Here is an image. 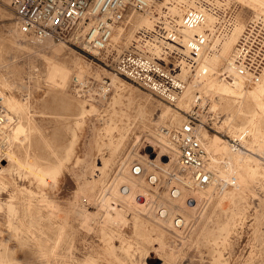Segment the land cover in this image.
Segmentation results:
<instances>
[{
    "label": "rangeland",
    "instance_id": "374dc122",
    "mask_svg": "<svg viewBox=\"0 0 264 264\" xmlns=\"http://www.w3.org/2000/svg\"><path fill=\"white\" fill-rule=\"evenodd\" d=\"M228 1L232 7H238L239 21L242 19L244 24L250 17L260 15L237 0ZM5 5L13 16L9 21H0V75L10 77L11 82L10 89L1 83L0 86H4L2 89L5 94L23 107L20 114L6 107L16 121L17 118H22L26 123L27 116L33 118V126L36 129L32 131L30 139L24 144L15 143L13 151L24 163L28 159L34 162L37 172L30 173L28 169L13 164L7 174L10 175L6 180L7 184L0 181V264H264V177L257 176L253 179L242 194L243 197L237 196L230 202V199H225L224 203L218 204L219 198L216 196L205 209L203 205L197 215L199 219L210 217V220L199 243L195 244H191L187 239L193 232V224L189 223L190 226L183 234H177L156 220L154 216L157 209H153L152 204L147 206L150 212L129 210L128 203L120 199L118 191V194L112 193L116 192L121 184L117 185L116 182L118 187L115 189V179L121 176L124 161L129 170L134 161H139L133 156L129 158V153L133 152L134 155L135 152V135H143L138 146V149H142V154L148 155L151 160L157 158L158 150L152 151L150 145H154L147 139L156 140V129L159 125H154L149 132L145 131L142 121L132 114L131 130L127 133L128 136L126 135L122 151L105 171H98L97 168L109 158L106 145L118 135L116 128L125 127L129 122L125 105L132 98V92L128 85L151 94L122 77L124 83H127L114 87L105 72L111 70L72 44H66L73 51L68 56L69 59H80L81 63L83 61L88 66L89 71L81 75L72 73L66 89L50 86L46 76L44 78L47 73L44 59L17 51L5 39V28L15 22L10 4L0 0V6L6 8ZM235 42L236 39L230 38L226 50L232 46L234 48ZM59 59H62V56ZM219 69V72H222L225 68ZM80 76L81 83L76 84V78ZM88 88H92L94 96L76 90L85 91L89 90ZM199 95L203 104L199 109L198 118L201 122L198 124L231 145L241 147L240 140L233 137L228 127L223 126V121L229 113L237 125L245 122L243 116H236L237 106L234 104V98L204 87L197 91V96ZM140 99L134 98L131 112L135 111L138 104H145ZM115 100H120L117 105H114ZM159 100L154 97L147 103L148 112L154 120L159 114L156 108ZM214 104H217V107ZM172 107L185 119L192 109L191 107L184 111ZM84 109L87 113H83ZM261 160L264 161L263 158ZM1 163L7 164L4 160H1ZM51 172L58 176V186L48 192L41 186L40 177L44 174L43 179L46 182L52 179ZM110 186L114 187L113 190L107 191ZM153 194L155 195V192ZM110 200L116 201L117 204H111L110 208L107 204ZM108 208L116 213L119 210L125 213L126 220L121 224L105 221L104 233L94 218L92 222L87 220L86 213L96 217V213L103 214ZM83 209L86 210L85 213ZM134 212L149 222L144 226L136 224ZM151 224L159 225L166 233L153 231ZM60 228H63L64 241L62 238L63 243L56 248V257L52 248Z\"/></svg>",
    "mask_w": 264,
    "mask_h": 264
},
{
    "label": "built area",
    "instance_id": "2783aa9c",
    "mask_svg": "<svg viewBox=\"0 0 264 264\" xmlns=\"http://www.w3.org/2000/svg\"><path fill=\"white\" fill-rule=\"evenodd\" d=\"M11 8L23 34L75 45L171 106L187 88L184 72L188 79L198 80L208 74L207 69L201 73L204 57L232 32L239 11L226 0H13ZM139 16H149L150 24L137 27ZM210 17L214 21L208 28ZM200 29L203 31L196 32ZM130 31L134 32L129 39ZM231 66L235 75L223 70L219 75L223 82L237 78L247 86L259 83L264 72V15H254L246 22L235 43ZM88 89L77 90L94 96L92 88ZM4 95L0 86V143L2 132L12 126ZM202 100L200 95L195 98L182 125L159 128L169 148L161 158L166 161L176 156L177 172L188 174L190 183L199 189L211 185L215 178L200 135L202 125L198 124ZM138 162H133L131 172L144 174L148 184L157 189L154 199L143 195L138 199L145 198L142 204L154 202L158 215L167 217V208L160 207L159 198L167 186L171 187L169 197H178L177 181L169 183L175 172H163L156 165L154 171L144 170ZM186 201L197 204L194 198ZM179 221L172 217V225Z\"/></svg>",
    "mask_w": 264,
    "mask_h": 264
},
{
    "label": "bare ground",
    "instance_id": "6f19581e",
    "mask_svg": "<svg viewBox=\"0 0 264 264\" xmlns=\"http://www.w3.org/2000/svg\"><path fill=\"white\" fill-rule=\"evenodd\" d=\"M226 1L229 2L228 0H226ZM237 1H239L241 4H243L245 6H248L251 10H254L255 12H259L260 15L261 14L264 15V0H237ZM4 2H6V4H10V7H11L13 0H4ZM5 6H6V8L0 6V21L1 20L9 21L12 19V16H13L12 13L10 11H8L7 5H5ZM11 10L14 14V11L12 8H11ZM175 10H177V9L175 8ZM238 15H239V11L237 13L235 27L233 28L232 32L228 36H226L223 41L219 42L220 43L219 47L210 49L209 54H207L208 56L204 57V60L202 62L201 73L203 72V69H207L208 74L205 76H202L198 80V78L194 79L195 77L188 79L187 72H184L183 77L186 78L188 81L187 88L183 92V94L180 96V98L177 100V102L175 103V107L178 108L179 110H184V111L189 110L193 106L195 98L197 97V91L201 90L204 87L207 89L215 90V91H217V93H220L223 96H228V97L234 98V104L237 106L236 116L241 115V116H243V118H245V122L242 125H237L234 122V118H231L230 113H229V116L226 117L225 120L223 121V126L225 125V127H228V129H229L230 133L233 135V137L236 138L237 140H240L241 144L240 143L239 144L241 145V147H235L236 145L235 146L231 145L229 142L224 141L219 136L211 134L203 126L200 127V129H201L200 135H201L202 143H203V146H204L206 152L208 153L209 166L215 174V178H214L213 183L211 185H209L208 187H205L203 189L195 188L190 183V176L188 174H184V173L180 174L179 172H177L178 168H177L176 162H175L176 156L174 157V155H172L170 159H166L167 162L164 161V159L160 158L162 155H164L166 152L169 151V148H168V140L163 135L160 134L159 128L160 127H170V126H180L184 123L185 117H183V115L181 113H179V111L177 109L175 110V108H173L171 105L169 106L168 104L162 103L159 100V101H157L158 105L156 107L158 112H159L158 117L155 120L152 119L151 117H153V116H151V113L148 112L147 103L151 102L154 99V96L151 94L153 96L152 97L151 95L146 94L143 91H141V89H139L138 87H135L132 85H128V87L131 90L130 92H132V94H131L132 98H130L129 103L125 105L126 110H127V112H125V114L127 115L129 122L127 123V125L125 127H122V128L117 127L116 128V130L118 131V135L115 136L114 138H112V140L110 142L108 141V145H106V150L109 153V158L106 160L103 159V160H105L103 163L100 160L102 165H101V167L97 168V169H99L98 171H100V170L102 172L105 171L113 163V161L115 160L116 156L120 153V151H122V147L124 145L126 137L128 136L127 133L130 132V130H131L130 120L132 119V114H135L136 119H139L142 121V123L144 124L145 131L149 132L152 130V127L154 125H157V126L159 125L156 129V135H155L156 140L147 139V140L151 141L154 145V146L150 145V148L152 149V151L158 150L159 155L157 156V158L155 160H151V159H149L148 155L142 154V149H138V146L140 145V138L143 137V135L141 137L137 136V135L134 136L133 143L135 144L134 147L136 146L137 149L135 148L134 155H133V152L129 153L130 154L129 158L131 156H133L134 158L135 157L138 158L139 159L138 163L142 166V168L144 170L154 171L155 170L154 166L156 165L159 168H161L163 170V172H169V171L175 172V174H174L175 179H174V177L171 176L169 183L171 184V183L177 181V185H175V186H177L179 188V195L177 198L171 199L169 197V194H168L169 191L171 190V187L167 186V188H166L167 191L162 193L161 197L159 198L160 199L159 205L161 208H162V206L166 207L169 215H167V217H165V218L160 217L158 215L159 214V209H158V212H157V214H155L154 217L163 226L169 227L170 229L173 230L174 233H177V234H183V232L190 226L189 223L193 224V232H192L190 238H187L191 244L199 243L201 236L205 233V231L207 230V227H208L210 217H206L205 219H203V218L199 219V217L197 215L198 212L200 210H202L200 208L203 207V205H204L203 209H205L208 206L209 202H212V200L216 196H218V198H219L218 204L225 201V199H230L229 200V202H230V201H232L231 199H234L237 196H239V198H240V195H241V197H243L242 194H244L245 190L249 187V184L251 181H253V179H255L257 176L264 177V161L261 160V158L264 159V129H263L264 128V101H263V98H264V72L261 76L259 83L255 84V85H250V86L245 85L244 82H242V79L236 78V80L234 82H230V83L223 82L221 79H219V75H220L219 67L225 68L223 70H227L228 72H231L235 75L234 70L232 69V66H231L234 48H232L233 47L232 46V47H229L228 50H226V46H227V42L230 41V38L237 40L238 37L240 36L242 30L245 27L243 20L241 19V21H239ZM14 20H15V14H14ZM150 21H151V19L149 16H139V17H137V20H136L137 27L147 26L150 24ZM213 21H214V19L212 17H210L208 24H207L208 28H209L210 24L213 23ZM5 29L7 30L6 35L4 34L6 36L5 39L7 40L8 43L11 44L12 48H15L17 51H22L24 53L26 52V53L37 55V56L44 59V62H46V65H47L46 66L47 67V73H46V75H44V78L46 76V80L50 84V86L55 87V88H60V89H66L68 87V84H70L69 80L71 79L72 73H79L81 75V73H85L86 71H89L88 66H86L83 63V61L81 63L80 59H79V61L75 60L74 58L69 59L68 56L71 55L73 53V51L68 47V45H66V43L59 42L58 44H56L55 42H57V41H54L53 39L40 40L38 38L28 37L27 35L23 34V32L21 31L16 20L14 23L9 25ZM202 31L203 30L200 29V30H197L196 32H202ZM133 32L134 31L129 32V35H128L129 39L133 36ZM230 43H232V40ZM235 43L233 44L234 46H235ZM60 53H62L63 55L62 54L60 55ZM60 56H62V59H59ZM105 72H107V76L112 81L111 84L114 87H118L119 85H123V84L127 83V82L124 83L121 76H119L115 72L106 71V70H105ZM213 76H216V77H213ZM9 78L10 77L0 75L1 85L3 84L6 88H9L10 82H11V81H9ZM80 78H81V76L78 79H80ZM208 79H209V81L206 83V81ZM204 84H205V86H204ZM4 86H2V87H4ZM77 92H78V90H77ZM102 94H104V93H102ZM135 97L141 98L144 101L142 103H145V104H138L135 107V111L131 112L130 111L132 109L131 105L134 104L133 100ZM119 101L120 100H115L114 105H117V103ZM3 103H4L5 107L8 106L7 108L10 111H15V112L17 111V113L21 112V110L23 108L19 102H17L13 98H10L6 94L4 95ZM154 103H156V102H154ZM250 104H252L253 106ZM214 106L217 107V104H214ZM24 111H25V109H24ZM83 113H87V111L84 109ZM28 115H30V114H28ZM10 119H11L10 121H12V126L9 128L8 132H2V134H1V139H2V142L0 143V181L1 182H3V181L6 182V180H8V177L10 175L8 176L7 174H8V172L11 171L13 164H14V166H17L19 168L28 169V171L30 173H34L35 171L37 172L36 167L33 165L34 162L32 163L31 161H28L29 160L28 159V160H26L27 162L25 161L26 163H24L23 161H21L18 158V156L13 151V145L15 143L24 144L26 141H28L30 139L31 133H33L32 131H34L36 129L33 126V120H32L33 118L30 116H27V118H26L27 122L25 123L24 121H22V118L21 119L17 118V121H16V118L10 114ZM35 124H37V123H35ZM112 124H114V123H112ZM217 124H218V121H217ZM162 125H164V126H162ZM141 133H143V132H141ZM132 134H134V133H132ZM32 136H33V134H32ZM104 145H105V143H104ZM27 155H28V153H27ZM31 159H32V157H31ZM1 160H4L5 162H7V164L6 165L2 164ZM174 162H175V166H174ZM126 164H127L126 161H124L122 169H121L122 174L120 177H117L115 179V182H114L115 189L118 186H120V187H118L117 190L114 189L116 192H112V193L116 194L118 191V193L121 195V196H119L120 199H123V201L125 203H128L127 205H129V210L130 209H136V210L138 209V210H141L142 212H145V211L150 212V209L147 208L148 204H142V203L145 201V198H148V199L151 198V200L154 199L153 192H156L157 189L156 188L154 189L153 187H151L148 184L147 180H145V178H144V174L134 175L131 172V170L128 169V166H126ZM40 172H41V170H40ZM51 175H52L51 176L52 177V181H51L52 183L50 185L45 182V179H43L44 174H43V176L40 177L41 186L44 189H46V191H48V192L55 190L56 187L58 186V176L54 173H52ZM39 176H40V174H39ZM165 176H166V174H165ZM116 182H117V185L119 183H121V184L117 186ZM9 183H10V180H9ZM3 184H5V183H3ZM6 184H7V182H6ZM112 186L109 187L110 189L107 188V191L113 190L114 187H112ZM171 186H173V184ZM138 195H143L145 198L138 199ZM116 196H115V198H117ZM189 197L194 198V200H195V202H197V204L194 206H192L194 202L189 204L186 201L187 198H189ZM105 199H104V201H105ZM120 199H119V201H120ZM104 201H103V203H104ZM115 202L116 201H114V200H110L107 202V204H109V206L113 203L117 204ZM233 202H235V201H233ZM96 203H97V201H96ZM101 203H102V201H101ZM153 204H154V202H153ZM153 204L151 205L153 207V209L154 208L157 209L158 207L154 206ZM119 205H117V206H119ZM216 206H217V204H216ZM111 207L112 206H110V208ZM114 207L112 209H114ZM115 209H116V207H115ZM212 210L213 209H211V211ZM83 211H84V209H83ZM85 212H86V210L84 211V213ZM86 214H87L86 215L87 220H89V221L91 220V222H92V218H94V220L97 221L96 223L98 224V226L99 225L101 226V229H102L101 231H103L104 233L106 231V229L103 228L105 226L104 225L105 221L108 220L114 224L115 223L121 224V223L125 222V220H126L125 219L126 218L125 213H122L120 210L116 213V211L114 212L113 210H111L109 208L106 209L103 212V214L96 213L95 214L96 217H94L89 212ZM134 215L136 218V224L140 223L142 226H144L147 224L146 222H149V221H146L145 219H143L138 213L134 212ZM97 216H99V217H97ZM209 216H212V215H209ZM172 217L180 219V221L177 225L176 224L172 225ZM95 221H94V223H95ZM85 222H87V221L85 220ZM136 224H134V225H136ZM151 226H152L151 229L153 231H159L162 233H166V231L162 227H160L159 225L151 224ZM121 227H122V225H121ZM149 229H150V227H149ZM62 232H63V228L62 229L60 228L57 235L55 234L56 240H55L54 246L52 248L53 255L57 252L56 248L59 245L61 246V244L63 243V242L61 243L62 238H63ZM168 236H170V235H168ZM63 241H64V238H63ZM186 242L187 241L185 240V243ZM45 255H46V253H45ZM50 256L52 257V255H50ZM54 256L57 257V255H54ZM61 257H62V255H61ZM60 259H62V258H60ZM88 260H90V259H88ZM167 261H169V260H167ZM89 263H92V261ZM169 263L171 264V262H169ZM173 263H174V261H173Z\"/></svg>",
    "mask_w": 264,
    "mask_h": 264
}]
</instances>
